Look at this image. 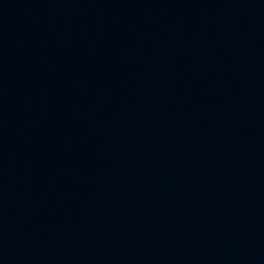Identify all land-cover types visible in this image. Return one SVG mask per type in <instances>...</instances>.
I'll use <instances>...</instances> for the list:
<instances>
[{
	"label": "water",
	"instance_id": "1",
	"mask_svg": "<svg viewBox=\"0 0 264 264\" xmlns=\"http://www.w3.org/2000/svg\"><path fill=\"white\" fill-rule=\"evenodd\" d=\"M0 264H264V0H0Z\"/></svg>",
	"mask_w": 264,
	"mask_h": 264
}]
</instances>
